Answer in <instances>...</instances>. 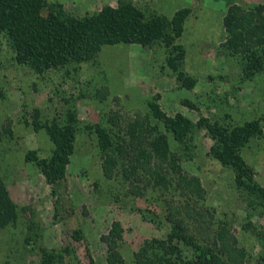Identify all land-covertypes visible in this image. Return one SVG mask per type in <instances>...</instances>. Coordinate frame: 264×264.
<instances>
[{
	"label": "rangeland",
	"instance_id": "obj_1",
	"mask_svg": "<svg viewBox=\"0 0 264 264\" xmlns=\"http://www.w3.org/2000/svg\"><path fill=\"white\" fill-rule=\"evenodd\" d=\"M47 1L60 3L77 16L119 1L131 2L145 17L169 19L175 10L187 7L181 36L175 40L183 57L173 70L166 62L170 47L160 42L149 47L118 43L102 46L89 61L36 73L14 60L8 39L0 32V129L11 130L0 138V176L17 209L14 222L0 230V264H40L42 249L60 255L56 264H107L101 236L113 221L122 228L117 242L121 264H132L134 251L146 241L165 237L169 208L183 204L198 212L184 218L197 239L209 242L214 231L224 227L244 251L239 264H264V206L237 188L232 169L212 156L206 129L196 125L200 117L228 128L260 118L261 134L251 138L240 154L264 187V67L246 75L245 57L222 46L227 6L235 3L250 9L264 6V0ZM178 72L194 80L191 88L181 85ZM149 101L166 115L179 112L192 122L188 150L152 117ZM33 109L40 124L53 119L61 123L67 112L75 114L73 151L54 193L35 163L25 159L27 151L47 157L52 149L44 128L34 130L30 124ZM111 114L118 116L116 125L108 120ZM134 117L166 134L182 170L199 178L201 199L181 195L169 174L164 187L151 179L147 183L141 171L139 179H123L118 167L110 178L103 175L104 154L94 127L102 126L115 137ZM182 249L188 256L189 249L184 245Z\"/></svg>",
	"mask_w": 264,
	"mask_h": 264
},
{
	"label": "trees",
	"instance_id": "obj_2",
	"mask_svg": "<svg viewBox=\"0 0 264 264\" xmlns=\"http://www.w3.org/2000/svg\"><path fill=\"white\" fill-rule=\"evenodd\" d=\"M189 11L187 7L179 8L169 19L162 15L145 17L131 2L119 1L115 6L104 5L93 13L77 16L67 12L57 2L0 0V32L8 39L14 60L36 73L69 63L89 61L104 45L125 43L149 47L155 42L170 47L166 62L176 70L177 61L183 57V49L175 44V40L181 36L183 21ZM222 26L225 32L222 46L232 54L245 57V74L263 69L264 6L243 9L238 4H230L222 16ZM176 78L187 88L194 84L193 79L181 72L177 73ZM147 105L152 117L177 144L188 150L194 127L192 122L179 112L166 115L155 101H149ZM117 119L116 114L108 116L112 125L117 124ZM260 120L255 118L228 128L200 117L196 125L206 129L211 140L212 156L232 169L237 188L244 189L264 206V187L254 180L252 168L240 154V149L251 138L261 134ZM30 124L34 130L44 128L52 149L47 157H38L33 151H27L25 159L35 163L54 193L55 184L65 177L73 151L75 114L67 112L61 123L53 119L40 124L38 111L33 109ZM10 132L9 127L0 129V138L2 133ZM94 132L104 154L101 168L106 178H110L118 167L123 179H139L141 171L146 174L147 183L151 179L152 184L164 187L168 182L166 174H169L173 179L172 184L185 198H202L203 188L199 178L182 170L180 157L170 150L166 134L155 131V127L147 125L143 118L127 120L124 133L115 137L99 125L94 127ZM134 187L137 188V185ZM16 214V205L0 176V230L13 223ZM194 214L198 212L187 204L170 207L165 215L168 223L165 237L146 241L134 251L132 264H239L244 251L235 246V237L224 227H219L209 242L203 238L197 239L184 221V218L193 217ZM121 232L119 222L113 221L107 233L101 236L106 245L107 264L122 263L117 249ZM73 236L78 238L76 234ZM182 245L189 249L188 256L183 255ZM41 252L40 264H56V260L60 259V255L56 256L52 251L42 249Z\"/></svg>",
	"mask_w": 264,
	"mask_h": 264
}]
</instances>
